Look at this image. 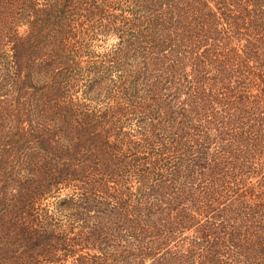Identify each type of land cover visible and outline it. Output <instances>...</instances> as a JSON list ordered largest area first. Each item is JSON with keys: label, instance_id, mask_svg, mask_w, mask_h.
Wrapping results in <instances>:
<instances>
[{"label": "trees", "instance_id": "1", "mask_svg": "<svg viewBox=\"0 0 264 264\" xmlns=\"http://www.w3.org/2000/svg\"><path fill=\"white\" fill-rule=\"evenodd\" d=\"M0 264H264V0H0Z\"/></svg>", "mask_w": 264, "mask_h": 264}]
</instances>
